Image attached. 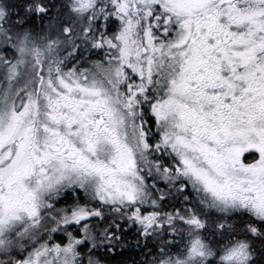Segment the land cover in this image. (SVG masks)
Here are the masks:
<instances>
[{
	"label": "snow or ice",
	"instance_id": "1",
	"mask_svg": "<svg viewBox=\"0 0 264 264\" xmlns=\"http://www.w3.org/2000/svg\"><path fill=\"white\" fill-rule=\"evenodd\" d=\"M0 264H264V0H0Z\"/></svg>",
	"mask_w": 264,
	"mask_h": 264
}]
</instances>
